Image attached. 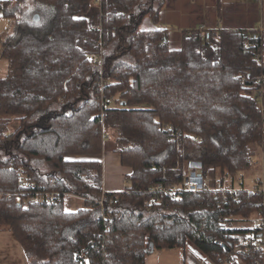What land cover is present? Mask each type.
<instances>
[{
	"label": "trees",
	"instance_id": "obj_1",
	"mask_svg": "<svg viewBox=\"0 0 264 264\" xmlns=\"http://www.w3.org/2000/svg\"><path fill=\"white\" fill-rule=\"evenodd\" d=\"M166 2L0 1L10 24L0 34V228L29 264H144L188 242L215 264L257 257L243 240L264 230V191L235 180L252 144L264 153L262 25L184 30L172 46L156 25ZM108 148L130 168L121 191L102 187ZM188 160L202 163L207 188H156L182 184ZM68 194L83 205L66 209ZM254 214L261 226L230 224Z\"/></svg>",
	"mask_w": 264,
	"mask_h": 264
},
{
	"label": "rangeland",
	"instance_id": "obj_2",
	"mask_svg": "<svg viewBox=\"0 0 264 264\" xmlns=\"http://www.w3.org/2000/svg\"><path fill=\"white\" fill-rule=\"evenodd\" d=\"M257 8L254 10L253 8ZM256 15V16H255ZM256 19H255V17ZM99 17V8H93L89 16L92 24H97ZM253 21L254 28L262 25L260 31H264V0L261 4L255 0H167L163 9L162 20L157 22V27H164L170 33L169 44L174 46L179 44L180 33L184 30L199 29L203 34L211 27H224L227 23L248 25ZM204 23H213L214 26H206ZM9 20L0 13V34L9 28ZM7 61L0 57V77L6 75ZM18 125V120H13L8 130L12 131ZM111 143V141H110ZM110 146V145H109ZM254 151V158H260L264 155L261 147L256 144L251 145ZM106 153H113L111 149H106ZM260 166H252L246 172H243V186L251 189L252 179L259 172ZM218 171L215 172L212 179L217 183L219 180ZM209 180V179H208ZM224 185L228 186V179L223 180ZM127 184V182H126ZM125 184V185H126ZM217 185V184H216ZM235 186L240 187L238 180H235ZM83 205L82 198L74 195L65 196V208L75 210ZM230 224L237 227H253L259 222L260 217L254 214L251 219L245 220L240 217H232ZM186 247L195 248L190 242ZM20 244L16 241L13 234L7 229L0 228V264H24L22 259Z\"/></svg>",
	"mask_w": 264,
	"mask_h": 264
},
{
	"label": "built area",
	"instance_id": "obj_3",
	"mask_svg": "<svg viewBox=\"0 0 264 264\" xmlns=\"http://www.w3.org/2000/svg\"><path fill=\"white\" fill-rule=\"evenodd\" d=\"M100 1V0H96ZM256 2L260 3L262 0H255ZM262 27V26H261ZM261 27L259 29L261 30ZM89 60L93 61H100V59L89 56ZM261 95V93H259ZM260 104V111L262 116L264 117V101L261 99ZM109 99H105V103H109ZM251 165L252 166H260L259 172L254 176L252 179L253 186L250 190L252 191H264V155L260 158H254L251 159ZM17 177L19 179V183L23 184L27 182L26 176L18 172ZM238 182L244 181V175L243 173H240L237 178ZM209 180L208 178L203 174L202 171V163L198 160H188L186 162V176L185 180L182 184H177L169 187H165L161 184H158L156 188L163 191L164 193H167L170 196L176 195L182 188L186 190L191 191H200L209 186ZM217 186H220V182L217 181ZM42 196L40 195H34L31 197V199L35 201H41ZM46 198V197H45ZM17 201L20 200L19 197L16 198ZM47 199H50V196L47 195ZM111 202H115V199H112ZM102 203V200L100 201ZM108 220H111V217L108 218ZM263 224V219L260 217L259 222L256 226H261ZM243 246L246 248H251L256 251L255 259L253 260L252 264H264V230L260 233H251L247 235L243 240ZM221 260V259H219Z\"/></svg>",
	"mask_w": 264,
	"mask_h": 264
},
{
	"label": "crops",
	"instance_id": "obj_4",
	"mask_svg": "<svg viewBox=\"0 0 264 264\" xmlns=\"http://www.w3.org/2000/svg\"><path fill=\"white\" fill-rule=\"evenodd\" d=\"M1 1V0H0ZM165 6L163 7V9ZM163 9L161 13L163 14ZM257 9L256 7L253 8ZM161 14V20H162ZM255 17V16H254ZM206 26H214L213 23H204ZM230 26H238L235 23H227ZM255 24V23H254ZM101 161L103 164V181L102 187L106 192H117L121 191L126 184L125 176L130 172V168L122 166L117 153H106L104 151L101 155ZM260 217V216H259ZM257 225V224H256ZM22 259L24 264H29L27 257L25 256L22 247ZM144 264H215L208 257L203 255L196 248H162L149 253L145 256ZM221 264H228L224 261ZM240 264V262H239Z\"/></svg>",
	"mask_w": 264,
	"mask_h": 264
},
{
	"label": "water",
	"instance_id": "obj_5",
	"mask_svg": "<svg viewBox=\"0 0 264 264\" xmlns=\"http://www.w3.org/2000/svg\"><path fill=\"white\" fill-rule=\"evenodd\" d=\"M37 18H38V16H37V15H35V16H34V19H37Z\"/></svg>",
	"mask_w": 264,
	"mask_h": 264
}]
</instances>
